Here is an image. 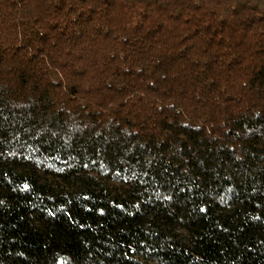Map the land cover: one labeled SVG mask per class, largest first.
<instances>
[{"label":"trees","instance_id":"1","mask_svg":"<svg viewBox=\"0 0 264 264\" xmlns=\"http://www.w3.org/2000/svg\"><path fill=\"white\" fill-rule=\"evenodd\" d=\"M0 264H264V0H0Z\"/></svg>","mask_w":264,"mask_h":264}]
</instances>
